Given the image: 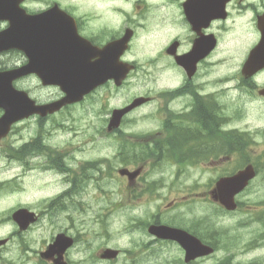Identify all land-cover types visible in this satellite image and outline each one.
<instances>
[{
  "label": "flooded vegetation",
  "instance_id": "1",
  "mask_svg": "<svg viewBox=\"0 0 264 264\" xmlns=\"http://www.w3.org/2000/svg\"><path fill=\"white\" fill-rule=\"evenodd\" d=\"M0 17L20 35L4 51L21 54L16 64L110 68L111 73L116 68L90 95L110 88L123 94L126 85H133L140 92L117 108L138 96L146 98L121 118L114 132L147 133L143 139L162 146L160 155L171 170L159 179L141 168L134 176L117 175L119 206L134 204L122 211H137L128 228L139 233L134 250L119 248L124 264H264V254H249L264 249V158L250 157L252 149L264 150V0H0ZM122 61L128 62L129 73L118 84ZM140 112L143 123L137 124L133 116ZM205 151L218 157L205 158ZM64 159L52 160L60 171V191L49 204L54 213L69 208L70 200L83 201L92 188L86 169L77 173L65 167ZM118 159L128 161L122 153ZM249 164L258 173L235 195L233 211L209 199L219 178ZM205 166L213 167L211 181L203 178ZM126 168L134 170V165ZM250 192L263 193L257 200L248 198ZM205 201L214 212L204 213ZM148 202L151 209L138 207ZM236 213L240 219L229 222ZM150 225L170 231L159 237L149 233ZM34 226L21 230L11 208L0 212V239L6 240L0 264H54L40 254L46 245L28 252L34 240L27 232ZM172 229L192 236L185 240L211 245L214 252L203 256L197 246L186 258L187 248ZM68 255L64 258L72 264Z\"/></svg>",
  "mask_w": 264,
  "mask_h": 264
},
{
  "label": "rangeland",
  "instance_id": "2",
  "mask_svg": "<svg viewBox=\"0 0 264 264\" xmlns=\"http://www.w3.org/2000/svg\"><path fill=\"white\" fill-rule=\"evenodd\" d=\"M26 84H29L32 95L40 101H48L59 95L58 89L54 87L40 88L34 81L26 82ZM114 91L111 88L100 89L88 103L73 106L52 118L50 117L45 120L34 118L31 122L21 124L17 133L13 134L9 140L19 145L36 137L41 142L40 136L44 134L42 137L44 143L58 152H64L66 157L65 163L70 165V168L76 172L82 169L85 165L82 162L88 158L93 160H96L97 157L112 159V162H102L106 164V176L105 174H98L106 184V190L103 192L97 188L91 189V193L95 194L92 200L98 199V196L102 197L103 204L98 205V203H94V206L91 208L85 207V211L73 212L66 210L65 220H61L64 215L60 214V212H56L49 218L44 216L41 225L39 227L36 226L31 232V238L34 240V243L30 246V254H35L34 249L39 250L44 247L60 231H72L79 235L80 239L69 251L68 255L69 259L72 260V264H124L125 261L121 259L123 256L116 260L103 261L98 259L97 252L106 246L122 247L123 249L129 247L134 250L133 240L139 238V233L131 232L128 227L132 215L137 211L135 209L122 211L119 208L117 210L112 208L118 199L111 193L118 188L117 183L114 182L116 181L117 173L113 168L120 167L116 159L119 141L117 136L105 135L106 132L104 130L110 110L119 105L122 106L125 103L124 101L127 102L129 100L127 97L133 93L140 92V88L128 85L123 89V94L120 92L115 94ZM124 138L130 141H138L136 135L133 134L126 133ZM49 155H51V152L45 150L44 154L31 158L28 161V171L31 172L29 175L23 173L24 170L20 166L12 165L11 169L0 170L1 178L13 177V188L16 191H13L9 199L7 196L0 199V211H6V209L12 208L17 204L35 205L36 207H34L38 210L44 209V213L50 211V209L46 210L43 208L46 200L44 198L45 196L49 197L48 195H55L60 189L59 187L44 185L43 181L50 183V181H53V177L50 174L37 172L38 170L36 169L37 166H46V158ZM256 155L257 151L252 150V156L256 157ZM2 156L0 154V168L6 166L7 163L6 156ZM214 156V154L209 155V157ZM70 158L78 159L73 161L69 160ZM165 168L171 170L170 166H165ZM204 169L202 171H204L203 176L206 181L207 171L212 170V168L205 167ZM189 170V168H186L185 172ZM149 171L150 168L146 170V172ZM38 173L44 175L39 176ZM75 176L73 175L72 177ZM67 178L66 176L65 186L69 187V183L66 182ZM20 186L22 187L21 190ZM250 195L254 196L252 192H250ZM41 200H43V203H41ZM86 201L89 202L90 199ZM83 204L85 206L84 202ZM146 207L151 209L152 205L148 204ZM203 208L205 209L204 213L214 212V207L209 202L205 201ZM140 211L138 210V212ZM85 212L87 213L83 215ZM71 213L73 216L70 215ZM99 214L103 215V217L98 221L96 216ZM67 215L71 218L68 219ZM238 219H240V214L236 213L231 217L229 222ZM253 228L250 229L252 230ZM249 254L251 257L264 254V249L253 250ZM249 254L242 255L241 258H248ZM210 263L206 262L205 264Z\"/></svg>",
  "mask_w": 264,
  "mask_h": 264
},
{
  "label": "water",
  "instance_id": "3",
  "mask_svg": "<svg viewBox=\"0 0 264 264\" xmlns=\"http://www.w3.org/2000/svg\"><path fill=\"white\" fill-rule=\"evenodd\" d=\"M104 72V69H93L90 71L77 68L67 69V74L64 79L59 78V80L48 81L51 83L59 84L61 90L65 93V96L60 100L40 106L34 105V102L29 100L25 95V100L14 99V101H11V99L6 96L8 94L9 84L11 83V80L20 75L21 72L0 73V106H2L5 110V114L2 116L5 121H2L0 123V126H6L12 121L26 116L32 112H38L41 115H44L47 112H54L58 110L64 104L80 100L84 94L88 93L94 86L103 81L102 75ZM125 111V109L114 111L113 116L110 120L109 130L115 128L118 125L120 116ZM243 176H249V169L239 172L237 175L229 178L226 181L222 180V185L221 183H219L221 192L217 197H215L214 195V198H217L226 208L233 209L234 205L232 203V197L237 192L236 184H238V179ZM13 217L21 228H24L26 224L32 221L31 216L25 218V212L21 213L18 211L13 215ZM149 230L153 234H156L160 237L167 236V233L170 231L165 226H151ZM180 232L181 233H177L178 238L179 240H181L183 246L187 248L186 258H189L191 256V250L195 249L198 246V242H196V240H185L189 236L185 235L182 231ZM174 234H176V231H174ZM71 244L72 241L70 239H68L64 234H59L55 238L53 244L50 245L48 252L44 253V256L57 254L58 258L55 259V262L58 264H64L61 263L62 254ZM209 252L210 249L203 251L204 254H207ZM198 254H200V251L198 252ZM116 255V250L108 248L100 254V257L110 259L114 258Z\"/></svg>",
  "mask_w": 264,
  "mask_h": 264
}]
</instances>
